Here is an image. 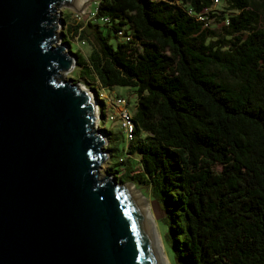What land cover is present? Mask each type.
Masks as SVG:
<instances>
[{
	"label": "trees",
	"instance_id": "obj_1",
	"mask_svg": "<svg viewBox=\"0 0 264 264\" xmlns=\"http://www.w3.org/2000/svg\"><path fill=\"white\" fill-rule=\"evenodd\" d=\"M218 1L97 0L109 22L63 44L74 84L132 89V139L114 162L104 149L107 173L159 202L176 264H264V0Z\"/></svg>",
	"mask_w": 264,
	"mask_h": 264
},
{
	"label": "water",
	"instance_id": "obj_2",
	"mask_svg": "<svg viewBox=\"0 0 264 264\" xmlns=\"http://www.w3.org/2000/svg\"><path fill=\"white\" fill-rule=\"evenodd\" d=\"M75 3L0 0V264H157L132 192L97 179L92 94L59 74L75 59L58 9Z\"/></svg>",
	"mask_w": 264,
	"mask_h": 264
},
{
	"label": "rangeland",
	"instance_id": "obj_3",
	"mask_svg": "<svg viewBox=\"0 0 264 264\" xmlns=\"http://www.w3.org/2000/svg\"><path fill=\"white\" fill-rule=\"evenodd\" d=\"M97 0H89L85 3H81L80 1L77 0V5L75 6H62L58 9V15H59V20L60 18H64L65 21L68 23V25H64L62 21H59L58 25V38L55 42V45L58 44H63V39L64 35L63 33L66 32L67 27L70 26H75L77 24H81L86 26L88 23L91 28L96 26V21L92 22L89 21L87 22V18L89 17V13L94 10V4ZM221 1L215 2L214 1V8L215 9H221ZM260 5L264 7V1L260 2ZM264 26V25H263ZM213 27H216L215 25ZM219 30V28H217ZM70 36V34H69ZM68 40L71 43V48L73 52L79 51L81 54L84 56H87L90 52V46L88 43L85 41L84 44L81 43L80 40H76V37L71 38V36L68 38ZM66 47L67 45L64 44ZM67 52H69V48L67 49ZM70 53V52H69ZM72 56V55H71ZM73 57V56H72ZM74 58V57H73ZM75 68V66H74ZM71 69L69 71H60L59 74L60 76L66 80V81H71L73 76L77 75V69L76 71ZM79 88H82L83 90H87L89 93L92 94L94 101L96 102V107H97V115L95 116V122H94V130L98 132V134L105 138V143L102 146V151L107 155L103 163L98 169V180L103 179L106 175L109 176L111 179L112 176L108 174V168L111 166L110 161L108 159V152L104 150L105 148L108 147L110 149H115L114 151V161L117 160V157L121 156L123 153V149L126 148L127 146V141H126V132L123 131V129L120 128V122H119V114L122 109L121 106H114V108L109 104V101L105 99L107 98H116V97H122L125 98L128 102V105L124 108L129 114L132 115L134 112L135 108V97L132 95V89L131 88H125V87H114L112 90H107V89H102L97 83L95 84H87L85 80L80 81L77 83ZM89 87H93L95 90L98 92L99 96V103L103 105L104 108V122L101 123V118H100V111L98 109V100L97 97L94 95V92L89 89ZM114 116V120L110 121L108 118L109 116ZM104 128L109 130L112 134L110 137V142L109 139L107 138V135L104 131ZM123 132V134H122ZM219 169V167H217ZM125 186H129L130 189H133L135 191V194H141L145 200L147 201L149 211L151 212L155 224V229L156 232L159 236V240L161 241V246H162V253L165 255V258L167 259V264H176L175 259H174V254L172 250V242L168 240L167 238V226L163 221L164 217V212L162 210V207L160 206L159 202L152 196L150 195V192L148 189L142 190V193H140L139 190H137L133 184L131 183H125ZM134 193V192H133ZM145 209V208H144Z\"/></svg>",
	"mask_w": 264,
	"mask_h": 264
},
{
	"label": "built area",
	"instance_id": "obj_4",
	"mask_svg": "<svg viewBox=\"0 0 264 264\" xmlns=\"http://www.w3.org/2000/svg\"><path fill=\"white\" fill-rule=\"evenodd\" d=\"M215 2H218V0H214ZM97 11L94 8V10L92 12L89 13V17L87 18V21H92L96 23H108L109 19L106 17H101V18H97L96 16ZM201 19V18H199ZM78 37V36H77ZM76 37V40H77ZM82 44H84L83 41H81ZM106 100L109 101V104L114 108V106H121L122 109L120 111V118H119V122H120V128L123 129L124 132H126L127 134V138L126 141H130L132 139V133H133V121H132V115L129 114L124 108L126 107V105H128V102L125 98L122 97H116V98H107L105 97ZM110 121L114 120V116H109L108 118Z\"/></svg>",
	"mask_w": 264,
	"mask_h": 264
},
{
	"label": "bare ground",
	"instance_id": "obj_5",
	"mask_svg": "<svg viewBox=\"0 0 264 264\" xmlns=\"http://www.w3.org/2000/svg\"><path fill=\"white\" fill-rule=\"evenodd\" d=\"M78 1H80L81 3H85L89 0H78ZM76 5H77V0L75 3V6ZM93 101H94V99H93ZM96 115H97V107H95V116ZM127 188L132 192L133 196L135 197V199H136L138 205L140 206V208H141V210H142V212H143V214L147 220V223L149 225L151 235H152L154 253H155V258H156L157 264H167V261H166L167 259L165 258V255L163 254L164 252L162 253L161 241L159 240L160 238L156 232L153 216H152L151 212L149 211L147 201L145 200V198L141 194H138V195L135 194V191L133 189H130L129 186H127Z\"/></svg>",
	"mask_w": 264,
	"mask_h": 264
},
{
	"label": "crops",
	"instance_id": "obj_6",
	"mask_svg": "<svg viewBox=\"0 0 264 264\" xmlns=\"http://www.w3.org/2000/svg\"><path fill=\"white\" fill-rule=\"evenodd\" d=\"M113 91V90H112Z\"/></svg>",
	"mask_w": 264,
	"mask_h": 264
}]
</instances>
